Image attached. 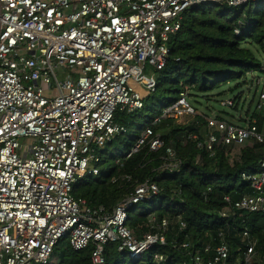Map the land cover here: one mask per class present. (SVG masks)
<instances>
[{
	"label": "built area",
	"instance_id": "obj_1",
	"mask_svg": "<svg viewBox=\"0 0 264 264\" xmlns=\"http://www.w3.org/2000/svg\"><path fill=\"white\" fill-rule=\"evenodd\" d=\"M259 1L0 0V264H50L61 241L78 252L93 244L92 264H107L105 247L111 243L136 260L167 244V219L141 240L128 226L130 213L159 195L156 183L138 185L112 210L89 206L73 189L80 180L99 175L100 152L127 132L115 122L116 113L141 111L146 96L156 91V78L145 70L165 67L171 38L187 13L200 5L238 8ZM251 81L258 89L255 113L264 117V77L255 74ZM187 96L182 93L143 129L125 159L146 145L160 151L164 142L153 128L162 119L178 121L183 115L200 114L206 121L201 150L213 153L221 144L264 147V124L258 119L238 127L196 112ZM222 106L234 108L236 101ZM190 139L198 141L197 136ZM242 179L253 193L238 200L226 197L229 206L222 218L231 209L264 213V155ZM254 251L253 242L246 263ZM205 253L207 259L193 255L195 264H227L230 248L223 242L206 246ZM154 257L164 260L159 253Z\"/></svg>",
	"mask_w": 264,
	"mask_h": 264
},
{
	"label": "trees",
	"instance_id": "obj_2",
	"mask_svg": "<svg viewBox=\"0 0 264 264\" xmlns=\"http://www.w3.org/2000/svg\"><path fill=\"white\" fill-rule=\"evenodd\" d=\"M170 43L167 63L156 71V91L146 96L141 111L116 113L115 122L127 132L105 146L100 152L99 175L80 180L73 194L93 208L112 210L145 181L158 185L159 195L137 206L130 213L128 226L133 236L141 240L148 233H156L153 227L167 219L170 222L167 244L136 260L111 243L105 247L107 264H195L194 254L207 259L206 246L216 248L223 242L230 248L227 264H264V213L231 209L229 217H221L229 206L226 197L238 200L253 193L242 174L255 171L264 155L263 146L239 149L237 157L232 155L233 146L218 145L213 153L201 150L198 142L205 138L206 121L198 114L187 125L162 119L153 130L164 147L151 152L146 145L133 157H124L136 145L143 129L165 107L177 102L182 93L187 92L194 106L201 97L210 101L211 94L220 88L235 83L234 91L241 83H252L251 74L264 73V0L238 8L225 4L197 6L187 13L181 30ZM240 97L234 99L236 103ZM195 110L200 113L196 107ZM251 118L258 119L259 125L264 124V117L255 112ZM191 136H197L198 141L190 139ZM168 149L174 157H170ZM176 163L177 168L168 167ZM181 223L186 227L182 228ZM253 242V258L246 263ZM186 243L191 248H183ZM93 249L91 244L78 252L68 241H61L50 264H92ZM155 253L164 260H156Z\"/></svg>",
	"mask_w": 264,
	"mask_h": 264
},
{
	"label": "rangeland",
	"instance_id": "obj_3",
	"mask_svg": "<svg viewBox=\"0 0 264 264\" xmlns=\"http://www.w3.org/2000/svg\"><path fill=\"white\" fill-rule=\"evenodd\" d=\"M264 61V58H263ZM156 70L153 67L147 66L145 70V75L153 76L156 78ZM254 74H251L252 77ZM260 77H264V73H257ZM247 83V82H246ZM236 86L235 83H231L226 87L220 88L213 92L212 98L208 101L205 97H201L198 100L197 104H194V107L206 116H220L226 122L234 124L238 127H244L251 120L253 113L256 111V106L258 103V89L252 85V83L242 84L240 88L233 91V88ZM218 96V94H220ZM241 96L239 102L236 103L235 108L223 107L222 102L228 100H234L236 97ZM194 102V101H193ZM162 109V107H160ZM193 116L183 115L181 116L177 124L187 125L194 121ZM110 148H107V151H110ZM104 157L106 156L105 151L102 153ZM232 155L237 157L239 155V149L235 148L232 151ZM253 261H255L253 259ZM252 261V262H253Z\"/></svg>",
	"mask_w": 264,
	"mask_h": 264
}]
</instances>
